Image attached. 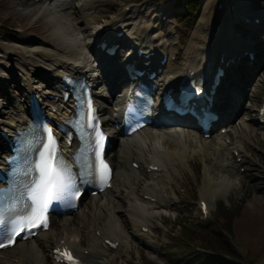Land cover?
<instances>
[{
  "label": "bare ground",
  "instance_id": "bare-ground-1",
  "mask_svg": "<svg viewBox=\"0 0 264 264\" xmlns=\"http://www.w3.org/2000/svg\"><path fill=\"white\" fill-rule=\"evenodd\" d=\"M73 1H19L18 14L41 10L51 21L55 34L60 35L58 40L61 44L33 36L34 39L19 41L20 52L12 54L8 60L4 56L0 57V68L3 71L0 82V131L10 134L17 127L27 124L30 92L40 97L47 111H52L53 105L59 111L66 112L70 101L61 100L58 88L63 83L61 76L86 74L96 84L106 125L111 130L114 145L118 146L111 153L114 164L113 186L96 196H85L80 209L69 215L54 217L50 227L32 239L16 241L13 246L1 250L3 255H0V264H25L31 261L43 264L47 260L51 264H64L57 260L53 251L62 241L72 246L84 260L94 264H112L111 259L119 252V246L126 236L154 248L150 236L154 214L149 206L159 208L167 202L166 184L183 166L184 158L187 156L190 159L189 152L199 147L203 154L210 157L208 162L207 159L205 161V193L202 191L201 195V199L207 202V193L215 194L221 184L232 182L233 173L238 174L236 158L241 155L244 137L239 125L247 127L249 121H256L264 129V123L258 121L264 118V113L260 114V110L253 112L249 105L239 100L240 92L232 90L229 93L231 105L225 106L228 103H225L222 96L214 104L218 107L219 102L220 110L222 105L224 107L222 118L226 123L221 127L225 131H217L209 139L202 137L199 128L196 130L199 134L193 131L186 134L182 124L167 116L160 117L159 121L135 134L122 135V105L128 94L126 66L137 58L139 49L144 53L154 50L159 55L173 53L177 49L173 43L176 38L171 34L168 21L162 19L159 7L145 9V4H127L116 18L109 16L102 21L100 18L107 10L103 7L107 0H78L75 5ZM229 1L218 0L216 6L219 8L221 3V9L227 8ZM208 2L206 0L202 6L197 20L199 24L206 19ZM217 11L222 13L219 9ZM236 18L231 22L234 25L244 23L248 30L258 33V40L252 38L241 41L230 27L224 30L225 24L222 23L207 27V31H204L203 26L202 37H197L188 47L184 62L177 69H172L171 60L160 64L154 58V66L162 67L156 83L161 87L176 85L196 69L208 75L210 82L221 58L223 64L227 65L224 79H227L229 85H232L231 80L237 84H247L254 80L260 65L264 13H246ZM120 31H124L122 37L118 36ZM103 41L120 42L121 45L116 54L109 55L101 46ZM246 50L254 51L251 62ZM32 55H36V60H33ZM233 57L234 62L226 64ZM223 84L224 81L219 86ZM246 95L247 92L242 93V97ZM241 108L246 111L240 122H232ZM182 120L191 125L190 118ZM1 132L0 141L3 138ZM172 142L175 147L171 146ZM134 162L139 166L135 167ZM117 198L125 200L123 207ZM143 227H148V230ZM107 240L118 242V245L113 246ZM45 252L46 260L43 256Z\"/></svg>",
  "mask_w": 264,
  "mask_h": 264
},
{
  "label": "rangeland",
  "instance_id": "rangeland-1",
  "mask_svg": "<svg viewBox=\"0 0 264 264\" xmlns=\"http://www.w3.org/2000/svg\"><path fill=\"white\" fill-rule=\"evenodd\" d=\"M19 1L21 2V0H0V57L4 56L7 60L12 54L20 52L19 41L34 39L33 36L61 44L58 40L60 35L55 34L51 21L41 13V10L34 9L25 15L18 14ZM77 1H73L74 5ZM205 1L107 0V4L103 6L107 10L103 12L100 20L103 21L109 16L116 18L128 6L127 4L139 6L145 4V9L159 7L162 12L159 14L162 19L168 21L171 34L176 38L173 43L177 49H172L173 53H170L172 69H177L184 62L188 47L197 37H202L203 26L204 31H207V27L212 28L213 25L222 23L225 24L224 30L230 27L232 33L241 41L252 38L258 40V33L248 30L244 23L234 25L231 21L246 13H264V0H230L228 7L224 9H221V3L217 8L218 0H209L206 19L199 24L198 16ZM218 9L222 13L217 11ZM35 56L32 57L33 60H36ZM261 59L254 80L247 84H237L231 80L232 85H229L227 79L224 80L222 90L219 92L226 100L225 103H228L225 106L231 105L230 94L227 92L231 87L240 94L247 92V95L240 99L244 104L249 105L253 112H257L264 96V65ZM2 73L0 68V82ZM245 111L246 109L241 108L232 122H240ZM220 126L222 125L217 126L216 132L220 131ZM181 127L186 134L197 132L188 125ZM239 130L243 131L244 137L242 152L237 161L238 174L233 173L232 182L221 184V188L217 187L220 189L215 190V194L207 193L209 216H202L200 201L205 188V161L207 159L208 162L210 157L197 147L189 152L190 159L187 156L184 158L183 166L176 171L170 183L166 184L167 202L159 208L154 205L149 206V210L154 214V224L150 231L154 248H147L142 242L131 240L130 236H126L123 244L119 246V252L112 257V264H126V262L128 264H201L202 257L199 252L203 248L200 243L202 238L199 237L209 235L212 230L216 231L220 228L232 239L243 259L250 260L251 264H264V129L256 121H249L247 127L239 125ZM173 143H170L171 146ZM117 147L113 145L111 152L113 153ZM209 191L211 192L212 189L209 188ZM118 203L123 207L125 200H118ZM194 231L197 232L194 235L195 239L189 236L190 232ZM128 245L129 249H127ZM0 255L3 254L0 252ZM43 256L46 260V252ZM31 262L25 264H37ZM43 264L51 263L47 260V263Z\"/></svg>",
  "mask_w": 264,
  "mask_h": 264
},
{
  "label": "snow or ice",
  "instance_id": "snow-or-ice-1",
  "mask_svg": "<svg viewBox=\"0 0 264 264\" xmlns=\"http://www.w3.org/2000/svg\"><path fill=\"white\" fill-rule=\"evenodd\" d=\"M100 139L102 141L103 137L101 136ZM39 170L42 175L37 190L32 196L34 204L30 212L16 222L11 233L0 241V247L11 246L21 233L29 232L37 227H47L48 208L54 200L61 199L65 191V173L56 161L55 142L54 138H51L50 130L48 151L42 157ZM110 173V168L101 158L99 160V179L106 184L110 179ZM57 252L61 253L58 258L67 260L69 264H78L70 251L57 249Z\"/></svg>",
  "mask_w": 264,
  "mask_h": 264
},
{
  "label": "trees",
  "instance_id": "trees-1",
  "mask_svg": "<svg viewBox=\"0 0 264 264\" xmlns=\"http://www.w3.org/2000/svg\"><path fill=\"white\" fill-rule=\"evenodd\" d=\"M227 223L229 224V218ZM196 234V231L190 232L189 236L195 239ZM199 238H202L200 243L203 248L199 252L202 257L201 264H251L250 260L243 259L237 246L221 228Z\"/></svg>",
  "mask_w": 264,
  "mask_h": 264
}]
</instances>
